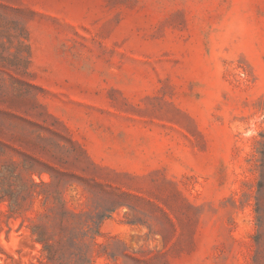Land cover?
<instances>
[{"label": "rangeland", "instance_id": "374dc122", "mask_svg": "<svg viewBox=\"0 0 264 264\" xmlns=\"http://www.w3.org/2000/svg\"><path fill=\"white\" fill-rule=\"evenodd\" d=\"M0 29V169L54 181L7 184L0 264H43L60 199L108 214L94 264H264V0H0Z\"/></svg>", "mask_w": 264, "mask_h": 264}, {"label": "trees", "instance_id": "16d2710c", "mask_svg": "<svg viewBox=\"0 0 264 264\" xmlns=\"http://www.w3.org/2000/svg\"><path fill=\"white\" fill-rule=\"evenodd\" d=\"M2 7H5L1 5ZM5 32V26L3 27ZM1 32V29H0ZM21 170L17 171L16 166L10 169L5 167L4 170L0 169V198L9 196V198L18 206L20 203L13 199V193L11 189H7V184L12 186L11 181L15 180L20 182L24 190L28 195H32L37 186L49 187L54 181H41L35 182L33 179V163L30 161H22ZM52 170V171H51ZM48 170L53 179H58L57 182H61V176L65 173L57 171L52 168ZM53 172H57L55 175ZM41 175V172L38 173ZM38 194H45L46 199H50L49 193L46 191H38ZM59 199V197H57ZM59 211L57 216L50 221L35 224L32 227V234L35 236V240L41 244V250L46 258L43 264H94L95 263V248L96 236L100 234V224L103 219L108 217V214H102L96 221H93L94 226L88 225L89 229L71 227V223L68 220L69 213L71 215H78L77 212L70 210L60 199L58 207ZM257 212L260 213L259 209ZM258 224L260 227L263 225L262 217H258ZM101 247V251L98 252V256H106L108 259H112L114 264H142L143 260L135 253H130L126 249L120 253L117 251L116 246L113 243L98 244ZM120 257L124 258L123 262H120Z\"/></svg>", "mask_w": 264, "mask_h": 264}]
</instances>
